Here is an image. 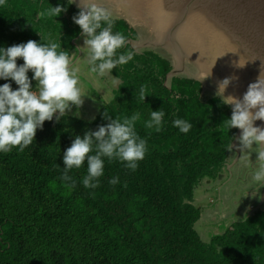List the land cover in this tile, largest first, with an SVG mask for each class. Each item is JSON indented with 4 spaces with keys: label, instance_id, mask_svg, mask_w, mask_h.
I'll return each instance as SVG.
<instances>
[{
    "label": "trees",
    "instance_id": "obj_1",
    "mask_svg": "<svg viewBox=\"0 0 264 264\" xmlns=\"http://www.w3.org/2000/svg\"><path fill=\"white\" fill-rule=\"evenodd\" d=\"M61 5L67 10L60 17L47 15ZM79 11L68 0H4L0 47L43 37L74 53L82 35L73 22ZM114 31L129 41L139 38L121 19H115ZM127 48L136 53L134 60L113 70L119 80L115 99L94 120L68 113L46 121L23 152H0V264H264V209L231 223L209 242L197 230L203 216L195 205L197 188L223 181L232 162L228 146L239 129L229 132L223 124L232 107L202 94V83L193 79L174 77L169 89L165 83L174 66L168 57L137 52L131 43ZM4 83L18 89L14 81L0 80ZM162 108V130L144 127L151 110ZM107 111L121 120L139 113L136 131L148 140L149 151L135 171L106 160L96 189L80 183L85 162L72 170L71 187L59 179L63 154L76 135L106 125ZM176 118L191 122L189 133L173 127ZM113 176L120 178L115 186L108 182Z\"/></svg>",
    "mask_w": 264,
    "mask_h": 264
},
{
    "label": "clouds",
    "instance_id": "obj_2",
    "mask_svg": "<svg viewBox=\"0 0 264 264\" xmlns=\"http://www.w3.org/2000/svg\"><path fill=\"white\" fill-rule=\"evenodd\" d=\"M3 3L4 0H0V5ZM74 3L76 0H68L69 5ZM79 7L80 11L73 17V22L80 27L85 46L76 52L88 49L87 59L92 73L104 77L134 60L136 53L127 48L129 38L121 31H114L115 19L109 9L96 0H80ZM66 10L62 5L52 6L47 10V15L57 18ZM76 52L64 50L60 43L46 41L43 37L41 42L30 40L0 47V80L14 81L18 85L15 90L11 83L0 85V152H10L14 148L23 152L35 141L37 131L43 129L46 121L64 118L73 106L77 109L82 107L84 97L78 70L74 67ZM20 59L24 61L23 65H18ZM256 60L260 59L252 62ZM260 61V75L256 82L249 85L242 100L224 97L230 84L238 80L235 76L220 81L217 92L223 103L232 106V116L223 124L229 132L233 128L241 130L238 138L241 151L256 154L252 181L259 186L258 191L264 188V127L256 126V121H264V61ZM29 72L33 73L31 79ZM139 95L145 102L147 95L143 88ZM75 115L79 116L80 112L77 111ZM164 117L163 108L151 110L144 127L160 132ZM104 119L108 121L106 125L99 126L95 131L88 129L83 136L76 135L64 152V167L59 177L62 182L75 187L72 170L81 169L86 162L87 171L80 183L85 189H96L104 176L106 160L119 161L125 168L135 171L139 162L145 159L149 146L148 140L136 131L139 113L121 120L119 117L113 119L107 111ZM172 125L183 134L192 129L191 122L184 118L172 120ZM231 138L228 151H232L233 140L237 139ZM108 182L115 186L120 183V178L113 176ZM253 189L257 191V188Z\"/></svg>",
    "mask_w": 264,
    "mask_h": 264
},
{
    "label": "rangeland",
    "instance_id": "obj_3",
    "mask_svg": "<svg viewBox=\"0 0 264 264\" xmlns=\"http://www.w3.org/2000/svg\"><path fill=\"white\" fill-rule=\"evenodd\" d=\"M85 2H88V0H85ZM96 2L102 7L109 9L113 13L114 18L128 16L121 10L128 13L129 11L138 13L139 22L134 20L132 23L135 25L139 38L133 42L130 41L136 51L141 52L144 49L154 50L171 59L174 58L173 55L176 57L175 54H180L184 61L177 77L194 78L200 76L201 70L205 69L207 73L205 78L209 87L204 94L209 97L218 96L213 89L215 85L212 76H218L216 66H219L220 63L218 65L214 63L211 65L206 64L208 61L210 62L208 58L213 56V45L211 41L207 43L209 36L192 31L194 26L190 27V25L194 22V19L192 20V14L186 11L188 8L187 4L176 5L175 7L177 8L171 11L168 18L156 20V15L150 10V7H155L150 5L154 3V0H96ZM74 4L78 8L79 3L77 0ZM206 4V6H213L215 3L211 0ZM239 7L245 11L247 5L240 6L238 3H234V6L229 10V15L235 14ZM258 7L260 5H255L254 9L251 8L248 12L257 11ZM214 17L217 18L218 16ZM74 43L76 50L84 47L83 35ZM169 50L174 54H168ZM87 52L88 49L78 50L74 57V67L78 70L84 103L79 109L73 106L68 113L75 115L79 111L80 115L77 117L94 120L101 113V110L115 99L114 90L118 87L119 80L113 72L106 74L104 77H99L92 73L87 59ZM207 56L209 57L207 58ZM225 67L231 68L229 64L223 65L222 63L219 70L224 72L223 69ZM229 74L233 73L230 72ZM229 74L223 73V77L228 78ZM237 148L241 151L239 145H237ZM249 156L250 160H256L257 158L255 153H251ZM235 158L236 152L232 156L233 160ZM233 167L232 163H230V171L233 170ZM228 177H230L229 173L226 174L225 180ZM222 182L219 180L211 183L205 181L195 192V205L203 210V216L198 222L197 230L206 242H209L214 234L224 232L231 223L246 219L250 213L252 214L255 205H262L264 209V192L260 195L263 188L258 191L259 187L257 188V184H249V187L243 185L244 187L242 188V186H236V181L233 180L232 184L224 188ZM253 188H257L259 196H253L255 195L254 192H256ZM245 190H252L247 193L250 195L251 202L244 198L246 195Z\"/></svg>",
    "mask_w": 264,
    "mask_h": 264
},
{
    "label": "water",
    "instance_id": "obj_4",
    "mask_svg": "<svg viewBox=\"0 0 264 264\" xmlns=\"http://www.w3.org/2000/svg\"><path fill=\"white\" fill-rule=\"evenodd\" d=\"M77 1L80 4V0ZM210 1L211 0H154V3L150 5L155 6L153 8L156 9V12H152V10L151 12L156 15V20H163L170 16L169 14L174 8H177L175 7L176 5L182 6L187 4L188 8L186 11L191 13L192 20L194 19V22L190 27L196 25L199 27L201 24L203 28L202 31L207 32L208 30H213L212 34H209L210 36L207 43L212 40L211 42L215 54L209 57L208 60L215 65L220 63L219 66H216L218 69V76H212L215 85L213 89L218 92L219 82L225 79L223 73L229 74L231 72L233 74H229V77L235 76L238 77V80H234L230 84L224 93V97H234L242 100L249 85L256 82L260 75V60L264 61V0H213L215 3L213 6H206V3ZM234 3H238L240 6L247 5L246 10H241L239 7L238 10L236 9L237 11H235V14L229 15V10L234 6ZM255 5H260V7H258L259 9L257 11L254 10L252 13L248 12L249 9H254ZM78 8L80 9L79 6ZM121 12L128 16H122L121 18L115 19L126 21L136 30L132 21L136 20L139 22L138 13L133 11H129L128 13L127 11L125 12L122 10ZM214 16L218 17L215 18ZM197 21H200V24H197ZM214 30H216L217 34H214ZM202 31L199 34H201ZM221 32L223 34H221ZM130 41L133 42L134 40ZM130 41L129 43H131ZM132 47L135 49L133 45ZM209 47L211 49L210 45ZM168 54L173 55L174 53L169 50ZM175 55L176 57L173 55L174 58L172 59L168 58L174 66L173 70L168 74L165 83L169 89H171V80L174 77H177L184 61L180 54ZM255 59L260 60L252 62ZM222 63L223 65L229 64L231 68L225 67L223 69L224 72L219 70ZM205 71L206 70L203 69V71L201 70L200 76L189 78L202 83V94H204L205 90L209 87L205 78V75L207 74ZM221 96H223V92L221 93ZM256 126L264 127V121H257ZM240 135L241 130L239 129L236 137L237 139H235L232 148L237 152L238 156L241 155V151L237 148Z\"/></svg>",
    "mask_w": 264,
    "mask_h": 264
},
{
    "label": "flooded vegetation",
    "instance_id": "obj_5",
    "mask_svg": "<svg viewBox=\"0 0 264 264\" xmlns=\"http://www.w3.org/2000/svg\"><path fill=\"white\" fill-rule=\"evenodd\" d=\"M234 154H235V151H234ZM232 165L234 166L233 167V170L230 171L229 169V166H228V172L230 174V177H228L226 180L223 179V186L224 188H226L228 185L232 184L233 183V180H235V185L236 186H242V188L244 186L246 187H249V184L250 185H256L253 181H252V171L255 167V163H256V160H250V156L247 152H244V151H241V155L238 156L237 152H236V158L233 160L232 159ZM247 167V169H246ZM249 173V174H247ZM226 176V175H225ZM244 185V186H243ZM259 186H257L258 188ZM249 191H252V190H249ZM249 191H246L245 190V199L248 201V202H251V198L249 197L250 195H248L247 193H249ZM264 192V188L262 189V192L260 193L263 194ZM226 194H227V190H226ZM225 194V195H226ZM251 194V193H250ZM255 197L259 196L258 195V192H254ZM259 209H263L262 208V205H255L253 210L254 212L258 211ZM252 210V212H253Z\"/></svg>",
    "mask_w": 264,
    "mask_h": 264
},
{
    "label": "bare ground",
    "instance_id": "obj_6",
    "mask_svg": "<svg viewBox=\"0 0 264 264\" xmlns=\"http://www.w3.org/2000/svg\"><path fill=\"white\" fill-rule=\"evenodd\" d=\"M150 10H152V12H156V9H154L153 7H150ZM197 24H200V21H197L196 22ZM202 26H201V24H200V26L198 27V25H196V26H194V28L192 29V31L194 32V31H196V32H201L202 31ZM215 32H214V34H217L216 33V30H214ZM212 32H213V30H208L207 32H204V31H202V34L203 35H207V36H210L211 34H212ZM210 34V35H209ZM221 34H223L222 32H221ZM211 39V38H210ZM209 39V40H210ZM212 41V40H211ZM215 54V52L213 51V55ZM209 56H211V55H209ZM209 56H207V58L209 57ZM206 64H213V63H210L209 61L206 63Z\"/></svg>",
    "mask_w": 264,
    "mask_h": 264
}]
</instances>
